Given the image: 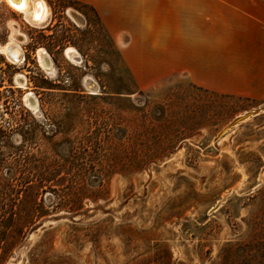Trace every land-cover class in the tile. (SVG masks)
I'll return each mask as SVG.
<instances>
[{"label":"rangeland","instance_id":"rangeland-1","mask_svg":"<svg viewBox=\"0 0 264 264\" xmlns=\"http://www.w3.org/2000/svg\"><path fill=\"white\" fill-rule=\"evenodd\" d=\"M44 1L0 0V264H264V111L215 140L264 101L133 74L93 7Z\"/></svg>","mask_w":264,"mask_h":264},{"label":"crops","instance_id":"crops-1","mask_svg":"<svg viewBox=\"0 0 264 264\" xmlns=\"http://www.w3.org/2000/svg\"><path fill=\"white\" fill-rule=\"evenodd\" d=\"M73 1L93 7L133 74L264 101V0Z\"/></svg>","mask_w":264,"mask_h":264},{"label":"bare ground","instance_id":"bare-ground-1","mask_svg":"<svg viewBox=\"0 0 264 264\" xmlns=\"http://www.w3.org/2000/svg\"><path fill=\"white\" fill-rule=\"evenodd\" d=\"M5 1L8 4H10V6L13 9H15L17 12L23 14L24 18H26L33 25H37V26L41 24L43 25L47 21L49 13H48L47 5L44 0H5ZM11 34L12 37H16L18 35L16 30H13ZM67 52L71 56L75 55L76 53L72 49L71 50L69 49ZM0 53L4 54L5 57L11 63L16 64L22 58L23 51L19 42L15 38H12L2 45L0 44ZM37 53H38V58L41 61V64L44 66V68L48 69L51 66V59L49 58L47 52L43 49H39ZM26 97L28 98V103L31 106H35V99L33 98V96L28 95ZM262 111H264V102L256 106L255 108L243 111L240 114L236 115L225 125L227 126L229 123L233 121L230 124V127L225 132L221 133V135L217 134L218 135L217 139L220 140L230 128H232L239 122L253 115H256Z\"/></svg>","mask_w":264,"mask_h":264},{"label":"water","instance_id":"water-1","mask_svg":"<svg viewBox=\"0 0 264 264\" xmlns=\"http://www.w3.org/2000/svg\"><path fill=\"white\" fill-rule=\"evenodd\" d=\"M231 123H229L227 126H225L221 131H219L218 135H221V133L225 132L230 127ZM218 135L215 137V140H217Z\"/></svg>","mask_w":264,"mask_h":264}]
</instances>
